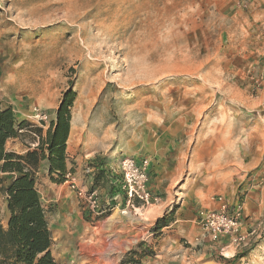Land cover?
<instances>
[{"label": "rangeland", "instance_id": "obj_1", "mask_svg": "<svg viewBox=\"0 0 264 264\" xmlns=\"http://www.w3.org/2000/svg\"><path fill=\"white\" fill-rule=\"evenodd\" d=\"M71 90L77 96L67 155L80 186L99 187L93 190L100 203V190L117 196L119 182L104 180V173L117 179L118 160L144 147L156 161L154 147L167 151L170 138L181 137L196 149L190 160L198 161L178 173L174 192L186 179L216 174L225 180L215 197L245 204L256 196L258 212L242 222L246 240L233 246L234 257H219L226 264H264V0H0V99L20 121L42 127ZM30 141H10L7 149L24 154ZM93 149L98 152L86 158ZM163 154L158 165L167 161L165 168L174 170L170 152ZM42 173L43 196L57 192L52 184H60ZM233 179L239 183L230 199L223 191ZM48 206L56 238V200ZM56 244L60 264H81L76 253L59 258ZM105 246L96 260L88 246L80 257L114 264Z\"/></svg>", "mask_w": 264, "mask_h": 264}, {"label": "crops", "instance_id": "obj_2", "mask_svg": "<svg viewBox=\"0 0 264 264\" xmlns=\"http://www.w3.org/2000/svg\"><path fill=\"white\" fill-rule=\"evenodd\" d=\"M188 143L189 141L185 142L184 139L181 140V137L175 136L170 138L167 151L154 147L152 154L158 161L150 159L148 155L150 151L144 147L137 150V155L133 153L134 158L138 160L143 158L150 160V189L153 190L154 196L160 197V200L156 205L144 210L138 208L135 211H130L128 215L122 214L123 199L119 200L115 198L118 196L106 194L105 190H100L101 196L103 195L101 205H110L111 213L106 218L97 219L79 207L78 201L74 194L67 189L66 183L52 184L57 186V192H47L46 196H43L39 179L38 191L46 209L50 210L48 204L51 201L56 200L58 205L59 233L56 238H54L50 224V216L53 213L49 211L48 214L53 239L52 253L56 262L60 264V260L54 255L55 242H57V249L60 251L59 258L63 257L64 260L69 253H76L81 264L87 262L86 258L80 257L86 254L84 247H90L91 252L88 254L94 258L99 256L98 251L106 247L105 243L108 244L105 253L106 258L112 260L114 264L229 263L219 256L232 258L237 254L236 249L230 245V241L224 239L220 242H212L204 234L199 224V213L216 206L215 195L217 193L215 190L221 181L224 182V176L214 174L208 179L197 175L182 181L181 190L174 192L180 182L178 173L183 171L184 166L190 160V156L196 151L195 148H190ZM67 152H69V147ZM97 152L98 149H93L86 158H91ZM163 152L165 154L170 152L168 159L173 158L176 162L174 170L165 168L167 161L165 164L158 165L165 158ZM191 159L189 161L190 167H197V158L196 160L193 157ZM120 161L118 160L115 165L117 168ZM106 165L104 168L108 167ZM104 174V180H110L113 184L118 181V178H113L114 175ZM76 175L80 177L78 169ZM2 176L7 177L6 175ZM40 176H43V173ZM238 183V180L233 179V183L228 186L229 188L223 191L228 192L230 199L234 198L236 193L234 190H236ZM117 187L119 186L117 185ZM96 188L100 189L99 187ZM248 197L245 202L246 216L258 212L252 201L256 196L250 194ZM119 201L122 203V208ZM0 210L4 217L3 224L6 226L9 218L6 203L0 206ZM164 218H166L164 226L158 225V221ZM78 244L79 249L77 248ZM73 246L78 250L72 252ZM225 254H229V257ZM94 259L96 260V258ZM87 264L93 263L90 261Z\"/></svg>", "mask_w": 264, "mask_h": 264}, {"label": "trees", "instance_id": "obj_3", "mask_svg": "<svg viewBox=\"0 0 264 264\" xmlns=\"http://www.w3.org/2000/svg\"><path fill=\"white\" fill-rule=\"evenodd\" d=\"M76 96L73 90L64 95L55 118L48 125L42 123L46 131L43 126L20 121L14 109L0 99V185L9 214L4 226L0 210V264H58L52 253L49 211L38 191V182L43 171L58 184L65 183L67 175L75 172L69 166L67 143ZM26 138L31 141L25 144L24 154L7 149L10 141ZM101 172L104 171L99 169L96 180ZM165 223L166 218L158 221L161 226Z\"/></svg>", "mask_w": 264, "mask_h": 264}, {"label": "built area", "instance_id": "obj_4", "mask_svg": "<svg viewBox=\"0 0 264 264\" xmlns=\"http://www.w3.org/2000/svg\"><path fill=\"white\" fill-rule=\"evenodd\" d=\"M37 117L42 121L46 120L43 115ZM150 167L151 162L147 158L138 160L134 157H125L119 162L116 177L121 190L115 198L123 199V215H128L131 210L135 211L138 208L144 210L159 202L160 199L154 196L150 189ZM66 179L65 183H69L77 197L89 206L91 216L100 217L110 212V205H101L95 190H89L85 184L80 186L73 174L67 175ZM215 203V207L199 213V224L204 234L212 242L228 239L230 245L240 246L247 237L242 233L244 201L238 197L230 202L222 196H217Z\"/></svg>", "mask_w": 264, "mask_h": 264}]
</instances>
